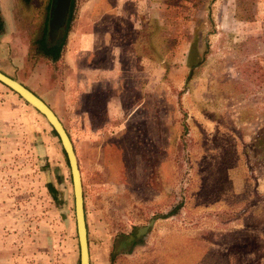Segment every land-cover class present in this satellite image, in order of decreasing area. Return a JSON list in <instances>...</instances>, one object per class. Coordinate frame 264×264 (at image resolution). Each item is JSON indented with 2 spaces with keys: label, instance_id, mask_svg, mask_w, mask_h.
Masks as SVG:
<instances>
[{
  "label": "rangeland",
  "instance_id": "374dc122",
  "mask_svg": "<svg viewBox=\"0 0 264 264\" xmlns=\"http://www.w3.org/2000/svg\"><path fill=\"white\" fill-rule=\"evenodd\" d=\"M48 3H9L0 69L69 132L89 264H264V0H74L54 63ZM5 92L0 264H78L59 140Z\"/></svg>",
  "mask_w": 264,
  "mask_h": 264
},
{
  "label": "water",
  "instance_id": "95a60500",
  "mask_svg": "<svg viewBox=\"0 0 264 264\" xmlns=\"http://www.w3.org/2000/svg\"><path fill=\"white\" fill-rule=\"evenodd\" d=\"M69 3L70 0H50L47 19V35L50 40H53L56 37L57 26L60 24L63 25L65 23L64 21L66 20L68 13ZM0 83L18 95L24 102L41 114L51 129L55 132L59 140L60 146L67 161L71 180L75 234L78 245V264H89L86 227L83 213L82 188L79 169L72 143L59 119L41 98L36 96L23 84L1 71ZM60 193V197L63 198L62 192Z\"/></svg>",
  "mask_w": 264,
  "mask_h": 264
},
{
  "label": "trees",
  "instance_id": "16d2710c",
  "mask_svg": "<svg viewBox=\"0 0 264 264\" xmlns=\"http://www.w3.org/2000/svg\"><path fill=\"white\" fill-rule=\"evenodd\" d=\"M48 6H49V3H48ZM72 7H74V0H70L68 13H67L66 20H65V23H64V26H63L61 33L59 35H57L53 40H50L48 35H47V28L45 25L47 23V15L48 14L45 15L46 19L44 20L43 26L41 28V35L38 38H36L35 40H33V44L35 45L34 51L37 52L38 54H40L41 56H43L46 59V61L54 63L58 59V57L60 56V54L63 50L65 36H66V32L68 30L69 20L71 17ZM46 10H47V8H46ZM47 13H48V11H47ZM1 30H2V19L0 16V33H1ZM50 130H51V133L57 138L55 132L52 129H50ZM62 154L64 156V160L66 161L63 150H62ZM46 187L49 188V190L51 192L53 191L51 185L46 184ZM83 213H84V209H83ZM84 220H85V216H84ZM143 230H144V227L138 228L136 233L128 236L126 238L127 240H129L128 243H133L135 240V237L138 236L141 232H143Z\"/></svg>",
  "mask_w": 264,
  "mask_h": 264
},
{
  "label": "crops",
  "instance_id": "0c3cea01",
  "mask_svg": "<svg viewBox=\"0 0 264 264\" xmlns=\"http://www.w3.org/2000/svg\"><path fill=\"white\" fill-rule=\"evenodd\" d=\"M12 0H0V16H1V19H2V30H1V33H0V42H2L3 40H4V36H6L7 35V31H8V34H9V32L11 31V30H13V28H14V25H15V23L12 21V17H11V15H8V10H9V7H10V2H11ZM10 21H9V20ZM18 25H20V24H18ZM62 52H63V50H62ZM62 52H61V54H62ZM61 54H60V56H61ZM59 56V57H60ZM59 57H58V59H59ZM57 59V60H58ZM56 60V61H57ZM47 62H49V61H47ZM85 62V61H84ZM83 68H85L84 69V73H83V76L81 77V79H79L80 81H82V80H85L84 82H86L87 81V83L89 84V85H93V83H95L94 82V80H96V81H98L99 79H98V77H97V75H99V76H102V75H105L104 73H99V74H93V67H92V65H88L86 62H85V65H83ZM102 69L103 68H99V69H97V70H94L95 72L96 71H102ZM105 69H107V68H104L103 69V71L104 72H108V73H110V72H112L113 70H110V69H108V70H105ZM0 71L1 72H3V73H5L6 75H8V73L7 72H5V71H3L2 69H0ZM10 76V75H9ZM17 81L18 82H20L21 84H23L21 81H19L18 79H17ZM93 82V83H92ZM27 89H29L30 91H32L36 96H38L39 98H41L47 105H48V103L45 101V99H43V97H42V95H40V94H38V93H36L34 90H32L31 88H29L28 86H26L25 84H23ZM92 88L93 87H91L87 92H89V94H91V92H90V90L92 91ZM5 89H7V88H5L2 84H0V115H3V112L2 111H5L6 110V104H7V102L9 101V100H12V99H14L11 95H10V92H9V94L8 93H6L5 92ZM17 96V95H16ZM12 101H16L15 99L14 100H12ZM49 107H50V105H48ZM51 108V107H50ZM103 108V111H105L104 110V106L102 107ZM8 109V108H7ZM52 111H53V113L56 115V117L59 119V121L61 122V124H62V126H63V128L65 129V127H64V125H63V122L61 121V119L59 118V116L57 115V113L53 110V109H51ZM65 131H66V133H67V135L69 136V132L65 129ZM69 139H70V137H69Z\"/></svg>",
  "mask_w": 264,
  "mask_h": 264
}]
</instances>
